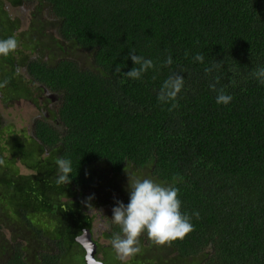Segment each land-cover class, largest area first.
I'll use <instances>...</instances> for the list:
<instances>
[{"label":"trees","instance_id":"trees-1","mask_svg":"<svg viewBox=\"0 0 264 264\" xmlns=\"http://www.w3.org/2000/svg\"><path fill=\"white\" fill-rule=\"evenodd\" d=\"M32 4L35 24L26 28L6 11ZM44 5L55 34L47 31ZM10 36L19 47L0 57V82L9 81L0 88L4 103L44 91L56 99L48 119L41 112L24 137H4L0 117V264H62L64 257L74 264L72 253L84 252L76 238L93 231L85 201L99 172L120 178L143 170L179 189L181 212L194 226L171 246L153 247L142 235V251H165L145 259L264 264V83L255 76L264 68V0H0V39ZM131 49L154 64L137 80L125 76L135 67ZM169 56L172 64L163 66ZM173 73L184 87L168 111L157 95ZM213 83L232 96L229 104L216 103ZM59 157L71 161L67 185L55 183ZM15 159L29 172H19ZM108 187L109 202L128 204L129 192L116 196ZM110 227V237L120 231ZM105 249L112 252L101 261L118 264L112 247Z\"/></svg>","mask_w":264,"mask_h":264},{"label":"clouds","instance_id":"clouds-1","mask_svg":"<svg viewBox=\"0 0 264 264\" xmlns=\"http://www.w3.org/2000/svg\"><path fill=\"white\" fill-rule=\"evenodd\" d=\"M18 47L19 42L15 36L0 39V57H8ZM187 55L185 53L186 57ZM129 58L135 67L128 71L125 76L132 80L140 79L144 73L154 67L152 60L144 59V57L137 55L134 49L129 50ZM194 60L202 63L204 57L202 54H197ZM171 64L172 59L169 56L163 66ZM213 67H220V64L216 63ZM115 70L119 73L121 66L117 65ZM211 71L212 68L205 69L206 74ZM255 76L264 83V68L259 69ZM218 82L217 80L216 83ZM8 83V80L0 82V88L6 87ZM183 87V76L174 73L169 75L159 89L158 102L170 104L171 107L168 108V111H172L179 106L176 101ZM210 88L213 91H217L215 83L211 84ZM231 100L232 96L225 94L223 89L217 91L216 103L218 105H227ZM4 163L5 161L0 159V166L4 165ZM55 163L58 167V176L55 183L57 185L69 184L71 182L69 177L72 173L71 161L59 157ZM129 193V202L126 206L124 203L116 201V206L112 208V217L110 219L111 223L118 226L120 230L113 235L110 243L117 259L122 264H126L131 258L141 253L140 237L142 235H146L147 240L153 246L165 247L171 246L175 241L183 240L194 230L191 217L181 212V201L178 198L179 189L177 187L173 185L166 186L149 178H137L129 185ZM91 199L93 197L87 198L85 206L94 210L100 217H104L101 211L92 208ZM192 215L197 219L199 218V213H193ZM92 241L94 242V239ZM97 260L102 262L101 259ZM102 263L104 264V262Z\"/></svg>","mask_w":264,"mask_h":264},{"label":"rangeland","instance_id":"rangeland-1","mask_svg":"<svg viewBox=\"0 0 264 264\" xmlns=\"http://www.w3.org/2000/svg\"><path fill=\"white\" fill-rule=\"evenodd\" d=\"M38 4L39 3H36V5H38ZM31 8H32V10H34L33 4H32V6H29V5L26 6L25 5L24 8L21 6L20 8H17V9L6 7V11L11 18H17L20 20L21 27L26 28V27H28V25H27L28 22L33 21L35 24V21L33 19L34 16L31 14V12H29ZM47 10L48 9L46 8V5H44V10H43V13L41 15L45 19L50 20V22L47 20L49 23V28L47 29V31L49 32V29H50V31L53 34H55V28L51 27V24L53 25V20L51 18H49ZM35 20H36V18H35ZM23 33L24 32H22L21 34H23ZM27 35L25 36L26 39H27ZM38 36L39 35L32 33L31 37L34 39V38H37ZM73 54L75 55V57L79 61L86 62L87 55L84 53V51L76 49L73 51ZM44 55H46L47 58H51V59L53 58L51 52H46ZM21 72L23 73V70H21ZM2 99H3V95L0 94V117H1V121L3 122V124L8 126V128L5 129L3 136L6 137V134H9L10 132H12V133L17 132L19 134V136H21V137L28 135L30 133L31 124H32L33 120L35 119V117L39 116V113H37L36 110L33 107H31L30 104L25 102L24 100H17V101H12V102L10 101L8 103H4V101ZM15 166L19 170V172H21V173H28L29 172L27 169H25L24 167H22L20 165V161L18 159H15ZM137 178L138 179L149 178V179H152L153 181L157 182L153 177H151L148 174L147 170H143L138 176L136 173L128 171L126 173L125 177L123 175L120 178H115L114 176L111 177L109 174H107V172H99V174L96 178L94 188H93V193H92L93 196H91V197H93V199H91L90 204H91L92 208H94L95 210L101 211L102 215L104 217H100L94 210L88 209V208H87V214L89 216L93 217L92 239L97 241V243L101 247L102 246H104V247L110 246V240L107 237H105L104 233L111 232V227H109V225L111 223L110 219L112 217L111 211H112V208L116 206V204L114 206H112L116 200L111 201V202H109V200H107V199H109V196H107V194L110 190V188L108 187V183L111 182L113 184V193H117L116 196H118V195H122L124 193H128L129 192V185L132 183V181L134 179H137ZM0 195H2V188L1 187H0ZM111 197L113 198L114 194L111 195ZM117 201H119V200H117ZM104 202H106V203L104 204ZM4 205H5L4 203L2 205H0V209ZM4 213H5V211H4ZM3 219H4V216L2 214V211H0V220H3ZM41 221H42V218L39 217L38 222H41ZM9 228H10V226L8 225V229ZM5 232H6V234L4 235L5 238L9 239L10 236H9V233L7 232V228L1 224V233H5ZM111 233L113 234V231ZM37 245L40 249L45 248V245L43 244V242H41V245H39V244H37ZM105 251L112 252L111 249H101L100 254L97 255V259H102ZM163 252H165V251H163L161 248H154L153 250H148V251L144 250V251H142V253H140V254H142V258L141 257H140V259L138 258L137 261H139L138 262L139 264H144V263L149 264L150 262L155 264L154 259H150L151 260L150 261V260L145 259V257L149 258V257L153 256L154 254L162 255ZM81 254L84 255V252L81 253V251H80V253H77V254L72 253V258L74 260V264H82ZM113 259L118 264H122V262L120 260H118L117 257H116V259H115V257ZM108 260L111 261L112 259L110 257H107V261ZM68 261H69V264H73V263H70L71 261H70L69 257H66V258L64 257L62 260V264H68ZM164 264H167V263H164ZM177 264H181V262H179Z\"/></svg>","mask_w":264,"mask_h":264},{"label":"flooded vegetation","instance_id":"flooded-vegetation-1","mask_svg":"<svg viewBox=\"0 0 264 264\" xmlns=\"http://www.w3.org/2000/svg\"><path fill=\"white\" fill-rule=\"evenodd\" d=\"M31 10H32V8L30 9V11ZM44 93H45V97H43L41 95H39V96L38 95H34L33 98L24 99V101L29 103L30 106L33 107L36 110L37 113H39V116H40V113L43 112L44 118L48 119V117H49V113H48L49 109L52 108V103H50L49 101L51 100V101L54 102V99H56V97H55V95L53 93H49L47 91H44ZM109 227H110V225H109ZM104 234H105V237H108V239L111 241L112 237H110V236L112 235V233L111 232H106ZM110 246H111V243H110ZM109 247L102 246V249L109 248Z\"/></svg>","mask_w":264,"mask_h":264},{"label":"water","instance_id":"water-1","mask_svg":"<svg viewBox=\"0 0 264 264\" xmlns=\"http://www.w3.org/2000/svg\"><path fill=\"white\" fill-rule=\"evenodd\" d=\"M76 242L81 245L85 252V264H103L102 262L98 261L95 257L96 244L92 241L91 233L89 230H83L81 235L76 238Z\"/></svg>","mask_w":264,"mask_h":264}]
</instances>
